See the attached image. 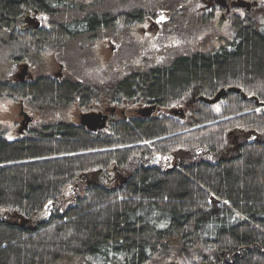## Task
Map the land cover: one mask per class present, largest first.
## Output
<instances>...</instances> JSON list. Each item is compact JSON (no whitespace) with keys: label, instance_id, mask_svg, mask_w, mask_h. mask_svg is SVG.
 <instances>
[{"label":"trees","instance_id":"trees-1","mask_svg":"<svg viewBox=\"0 0 264 264\" xmlns=\"http://www.w3.org/2000/svg\"><path fill=\"white\" fill-rule=\"evenodd\" d=\"M234 10L233 34L214 47L116 72L97 89L74 82L96 43L147 18L171 17L182 36L212 17L184 0H0L2 64L50 53L65 56L69 73L63 83L44 71L25 85L0 81V98L40 109L201 100L185 118L122 120L110 132L66 120L17 140L1 131L0 264H264V20ZM29 15L42 27H29Z\"/></svg>","mask_w":264,"mask_h":264},{"label":"rangeland","instance_id":"rangeland-1","mask_svg":"<svg viewBox=\"0 0 264 264\" xmlns=\"http://www.w3.org/2000/svg\"><path fill=\"white\" fill-rule=\"evenodd\" d=\"M210 1L211 0H184V3H187L191 11L199 12L203 8L205 9ZM256 1L263 7V10H253L255 11L253 17L259 21H263L264 0ZM221 13L222 12L219 9H216V11L210 9L201 12L200 14L204 17H210L209 14H212V21H209L204 28L193 25H191V28H185L182 36H180L177 30L174 29V24H168L166 22V20H170L171 18L167 17V15L158 17V19L149 18L150 21H154L155 24L160 27L159 30H157L156 27L151 29L149 22L142 26H139V24L132 25L129 28L127 36L125 35L124 37H119L117 39L100 41L94 47L93 54L92 52L82 53L84 59H90L92 62L90 70L87 72L86 76L97 78L99 80H107L114 77L116 72L118 73L119 71L127 73L130 70L141 69L142 66L159 65L165 62L174 52L184 53L186 51H199L205 49V46L207 49H210L217 45V38H228L233 34L231 19H225V21L222 22L220 20ZM236 15H239L241 18L245 17V13L241 10L237 11ZM29 16L35 24V26L34 24H30L28 25L29 27H37L39 23H42L43 25V22L36 16ZM192 26L195 28H192ZM144 27L146 30L151 31H145L146 34H144ZM112 48L114 49L112 50ZM76 55H73V59H75ZM2 61L3 56L0 54V78L3 77L2 79L10 77L15 73H19L22 77L28 79V74L24 76L23 72L25 71L30 72L34 76H37L43 71L42 74L55 76L62 71L59 63H55L53 59H51L50 53H46L45 58L41 61L37 59V62L32 63V69L29 67V71H27L28 69L22 70L20 66L18 67L12 62L2 64ZM24 63L27 62H23V64ZM67 69L68 68L63 71L64 75L69 74ZM192 99L193 97H189L186 102L191 101ZM77 107L78 106H67L64 107L65 109L62 107L58 109H40L35 106H30L18 98L12 99L3 97L0 98V132L2 131L8 140L21 139L30 134L26 131L22 133L20 132L25 120L24 116L21 115V112H26L31 118L33 117L32 122L29 124L33 129L41 128V124L52 123L53 121L57 122L66 120L68 122L78 123L77 115L80 114L81 111L77 110ZM196 109L197 108H194V110ZM86 183L87 181L82 178L80 186L84 188ZM72 191L76 193L79 189L74 188ZM217 209L218 207L215 205L212 212L217 211ZM202 250L200 256L208 254L206 251ZM168 264L178 263L175 260H170Z\"/></svg>","mask_w":264,"mask_h":264},{"label":"flooded vegetation","instance_id":"flooded-vegetation-1","mask_svg":"<svg viewBox=\"0 0 264 264\" xmlns=\"http://www.w3.org/2000/svg\"><path fill=\"white\" fill-rule=\"evenodd\" d=\"M235 1H237V0H235ZM235 1H229V0L227 1V4L230 6V8H229L227 5H219L215 2V0H211L210 2H208L205 9L203 8L201 11H199V13L205 12L206 10H210V9H213L215 11H216V9H219L222 12L220 20L223 22V21H225V19H227V20L230 19L232 13L235 12L234 9L236 7H232L233 2H235ZM247 2L259 4V2H257L256 0L247 1ZM259 5H258V7H259ZM255 7H257V6H255ZM255 7H253V9ZM253 9L250 11V13H252ZM209 15L211 17L212 14H209ZM148 22L151 26V29L153 27H156L157 30L160 29V27L158 25H156L154 21H150L149 18L144 19L142 22H140L139 26L145 25ZM30 24H34V22L29 17L27 20V25H30ZM34 26H35V24H34ZM41 27H42V23L41 24L39 23V25L37 27H34V28L39 29ZM145 31L150 32L151 30H146L144 27L143 28L144 34H146ZM97 44L98 43H96V45ZM113 49L114 48H112V50ZM40 50H42V49L40 48ZM39 52L40 51L38 50L36 53H39ZM44 57H45V54L35 55V53L34 54L27 53L26 55H23L21 57H16V59L12 63L16 64L18 67L20 66V68H22V70L25 69V66H26V67H28V71H29V67L31 68L32 63L37 62L36 61L37 59H39V61H41ZM51 59H53V61L55 63H59L60 69L62 70V71H60L59 74H57L55 76L48 74L52 78L51 81H53L55 83H63L64 81L68 80L66 78L67 75L66 74L64 75V73H63V71L66 70V64H67V61H65L66 60L65 56L61 58V61H59V60H57V58L54 54H51ZM63 59H65V60H63ZM23 62H27V63L23 64ZM153 67H156V66H150V65L142 66V68L140 70L145 72L146 70L153 68ZM46 68H47V66H46ZM23 73H24V76H26L28 74V76H29L28 79H25L19 73H15L12 76L7 77L5 79H2L3 77L0 78V81H6V82L14 83V84H22V85L24 84L25 85V84L31 83L32 81H34L37 78V76L32 75L30 72H23ZM74 82L85 83V84L89 83V85L91 87L98 89L99 85H102L105 83H111V78H109L107 80H99L97 78H91V77L86 76V78L75 79ZM122 98H124V97H122ZM200 101L201 100L193 97V99L191 101L183 102L179 106H174V104H173L170 107H163V106H159L157 104L151 105L150 103H147L145 101V99L139 100L138 102H133V101H128L126 99L121 100L119 98L116 100L114 97H111L107 101H99V102L95 101L88 108H83L81 106V104L77 103V102H74L71 106H78L77 110L81 111V113L77 115L78 123H76V124L83 126L84 128H86L88 131H90L92 133H97V132H103V131L110 132L112 126L121 123L122 120L130 121V120H133L135 118L146 119V118H150V117L161 116L162 114L167 115L169 117H173V118H174V116L181 115V117L185 118L188 113L193 112L194 108L198 107L197 104ZM67 106H69V105H65V107H67ZM63 109H65V108H63ZM24 113H26V112H21V115L24 116ZM92 113L93 114H99V115L101 114L103 117H107L105 120L104 127L97 128L96 130H91L88 127L82 125V121H81L82 116L87 115V114H92ZM63 117H65V116H63ZM24 118H25V116H24ZM102 119H104V118H102ZM102 124L103 123L100 122L99 125H102ZM43 129L49 130L51 128L49 126L45 125V126H43ZM25 131L27 133H33V132H36L37 129H33V128H31V126H29L28 129ZM20 132H22V131H20Z\"/></svg>","mask_w":264,"mask_h":264},{"label":"water","instance_id":"water-1","mask_svg":"<svg viewBox=\"0 0 264 264\" xmlns=\"http://www.w3.org/2000/svg\"><path fill=\"white\" fill-rule=\"evenodd\" d=\"M215 2L219 5H227L230 8V6L227 4V0H215ZM258 5H259L258 3H250V2H247L245 0H237V1L233 2L232 7L245 9L248 12H250L253 7L258 6ZM25 69H28V67H26ZM227 93H228V90H222L220 93L217 94V96L213 100L208 101V102L211 104H215V103L219 102L223 97H225L227 95ZM237 93H240V90H237ZM24 116H25V120H24L23 128L21 130L22 132H24L25 130L28 129L29 124L33 120L26 113H24ZM102 118H104V119H102ZM106 118L107 117H103L101 114L99 115V114H93L92 113V114H87V115L82 116L81 121H82V125L88 127L91 130H96L97 128L104 127ZM100 122H102L103 124L99 125ZM27 223H28L27 220H22L23 226L26 225Z\"/></svg>","mask_w":264,"mask_h":264}]
</instances>
